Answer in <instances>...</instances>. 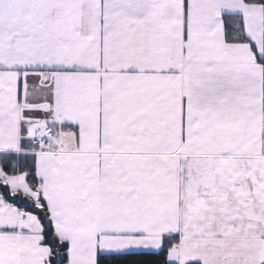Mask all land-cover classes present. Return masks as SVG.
<instances>
[{"label":"snow or ice","instance_id":"snow-or-ice-1","mask_svg":"<svg viewBox=\"0 0 264 264\" xmlns=\"http://www.w3.org/2000/svg\"><path fill=\"white\" fill-rule=\"evenodd\" d=\"M0 264H264V0H0Z\"/></svg>","mask_w":264,"mask_h":264}]
</instances>
